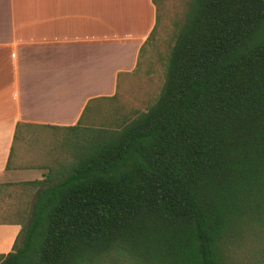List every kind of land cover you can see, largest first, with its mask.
Returning <instances> with one entry per match:
<instances>
[{"label":"trees","instance_id":"1","mask_svg":"<svg viewBox=\"0 0 264 264\" xmlns=\"http://www.w3.org/2000/svg\"><path fill=\"white\" fill-rule=\"evenodd\" d=\"M117 109L64 129L0 264H264V0H187L156 99Z\"/></svg>","mask_w":264,"mask_h":264},{"label":"crops","instance_id":"2","mask_svg":"<svg viewBox=\"0 0 264 264\" xmlns=\"http://www.w3.org/2000/svg\"><path fill=\"white\" fill-rule=\"evenodd\" d=\"M157 10L154 0H0V253L29 212L38 186L28 182L55 160V133L136 79Z\"/></svg>","mask_w":264,"mask_h":264},{"label":"rangeland","instance_id":"3","mask_svg":"<svg viewBox=\"0 0 264 264\" xmlns=\"http://www.w3.org/2000/svg\"><path fill=\"white\" fill-rule=\"evenodd\" d=\"M155 2L158 9L156 26L143 47L136 79L124 83L121 81L114 99L104 101L102 104V112L100 111V114H97L93 120L95 125L103 123L108 125L119 106L126 114L145 110L159 94L164 81L168 54L177 33V25L183 20L187 0H155ZM89 113L88 110L87 114H84V120L87 119ZM64 134H66L65 131L61 134L55 133L57 138L59 137L56 141L58 155L61 154L63 148L71 145L70 136L67 140L68 144L65 140L63 141ZM19 137L18 135L17 139Z\"/></svg>","mask_w":264,"mask_h":264}]
</instances>
